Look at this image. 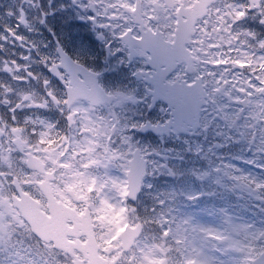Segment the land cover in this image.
Returning <instances> with one entry per match:
<instances>
[{
    "label": "flooded vegetation",
    "instance_id": "1",
    "mask_svg": "<svg viewBox=\"0 0 264 264\" xmlns=\"http://www.w3.org/2000/svg\"><path fill=\"white\" fill-rule=\"evenodd\" d=\"M78 11L0 0V264H24L19 232L45 264H88L75 247L88 229L104 264H196L200 222L211 245L243 223L262 230L264 0H93L90 22ZM67 19L127 71L103 73ZM237 241L253 254L232 264L264 252Z\"/></svg>",
    "mask_w": 264,
    "mask_h": 264
},
{
    "label": "rangeland",
    "instance_id": "2",
    "mask_svg": "<svg viewBox=\"0 0 264 264\" xmlns=\"http://www.w3.org/2000/svg\"><path fill=\"white\" fill-rule=\"evenodd\" d=\"M206 224L208 223L205 222L203 224L200 222L194 229L195 237L192 238V244H193V249L195 251V256L193 254H191V256H194V260L196 264H232L234 260L238 258L237 256H241V258H247L251 256L253 254L254 248H251L250 244L246 242H243V241L238 242L237 237H240V236L251 240V242H253L255 247L257 248H260V247L262 248V245L264 243L263 242L264 228L262 230L252 231V229L250 230L249 227L245 223H243V226L238 228L236 232H231L225 235L217 234L215 236V239H220V241L213 243L214 245H211L210 243L213 241V239H208L207 236L202 235L203 234L202 231L206 227ZM113 231H115V229ZM113 231L111 230V232ZM16 239L19 241L18 245L20 243L19 246H22V244L23 246L26 245L24 250L30 249V246L28 244V240L25 234L20 235V232H19V235L16 237ZM15 243L16 242H14L13 244ZM2 244L4 243H3L2 238L0 237V245ZM13 244L6 246L7 249L9 247H12ZM215 246L219 247L218 252L224 255L223 258L221 257V255H216L214 254V252H212L211 248ZM20 250H23V249H20ZM164 250L165 248L163 247V249L161 251L159 250L158 253L162 254ZM21 254H25V253L21 252ZM186 256H187L186 262L188 263L189 253H187ZM128 258H131V255L128 256ZM24 261H25V258L23 262ZM11 264H19V263L11 262Z\"/></svg>",
    "mask_w": 264,
    "mask_h": 264
},
{
    "label": "snow or ice",
    "instance_id": "3",
    "mask_svg": "<svg viewBox=\"0 0 264 264\" xmlns=\"http://www.w3.org/2000/svg\"><path fill=\"white\" fill-rule=\"evenodd\" d=\"M71 6L73 8L79 9V11L76 14V19H81L86 22H90L94 20L93 14L88 11V7H86L87 0H70ZM64 11V9H62ZM45 19L43 21L44 24H47V18L50 15L49 12L43 13ZM77 25L72 19H67L60 27L67 32L68 38L74 43L79 44L82 49V54H88L91 55L92 50H96V63L99 67L104 68L106 71L103 73H111L112 75H118L121 72H126L127 69L124 67L123 63H120L119 67L112 66V61L117 58V56L120 55V53L116 54H109L105 56L101 51H99V45L97 44V40H93L90 34H87L86 31H76ZM84 29L87 28V23L84 25H81ZM52 35H55V29L49 30ZM100 40L103 41V44L107 46V48L110 50L112 48V44L108 43L106 40H103V37H99ZM61 53L64 52L63 48L59 49ZM66 54V53H65ZM131 67V65H129ZM103 73H94L97 75H101ZM47 83H51L50 81H46Z\"/></svg>",
    "mask_w": 264,
    "mask_h": 264
},
{
    "label": "water",
    "instance_id": "4",
    "mask_svg": "<svg viewBox=\"0 0 264 264\" xmlns=\"http://www.w3.org/2000/svg\"><path fill=\"white\" fill-rule=\"evenodd\" d=\"M21 210V209H20ZM24 210H21V216L22 218H24L26 221L28 220V217L25 216V214L23 213ZM45 221V220H44ZM32 225V224H31ZM88 238V240L80 245H76L75 247L83 253L84 258L88 261V264H104V262H102L101 260H99L97 253H96V249H95V245H94V239L91 235V231L90 229H88L87 232H84ZM34 235L43 241H47L49 239L53 240L54 242V248H62L60 245V241L61 239H54L53 237H47V233H44L42 231L41 228H36L34 229ZM122 240H121V248H123L125 251H127V249L130 248L131 244H132V239L128 240V236H127V232L124 231L122 232ZM62 249H65V247H63ZM264 263V253L257 259V263L254 262L253 264H263Z\"/></svg>",
    "mask_w": 264,
    "mask_h": 264
},
{
    "label": "clouds",
    "instance_id": "5",
    "mask_svg": "<svg viewBox=\"0 0 264 264\" xmlns=\"http://www.w3.org/2000/svg\"><path fill=\"white\" fill-rule=\"evenodd\" d=\"M92 3H93V0H87L86 7L91 8ZM22 234L23 233L21 232L20 235ZM30 249L31 250L29 253H25L24 264H45L46 258L51 255V253L43 247L37 250L36 248L30 246ZM29 256L31 258L30 261L28 259ZM48 264H51V261H48Z\"/></svg>",
    "mask_w": 264,
    "mask_h": 264
}]
</instances>
